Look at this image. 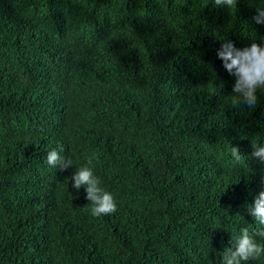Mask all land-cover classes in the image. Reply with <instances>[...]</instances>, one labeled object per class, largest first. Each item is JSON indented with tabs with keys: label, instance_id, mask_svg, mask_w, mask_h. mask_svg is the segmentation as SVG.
<instances>
[{
	"label": "trees",
	"instance_id": "16d2710c",
	"mask_svg": "<svg viewBox=\"0 0 264 264\" xmlns=\"http://www.w3.org/2000/svg\"><path fill=\"white\" fill-rule=\"evenodd\" d=\"M261 6L0 0V264H220L264 191V102H235L216 51L264 43ZM89 160L109 215L72 187Z\"/></svg>",
	"mask_w": 264,
	"mask_h": 264
},
{
	"label": "clouds",
	"instance_id": "9594fccd",
	"mask_svg": "<svg viewBox=\"0 0 264 264\" xmlns=\"http://www.w3.org/2000/svg\"><path fill=\"white\" fill-rule=\"evenodd\" d=\"M211 3L214 8L234 11L238 0H211ZM254 20L257 24H264V6L256 9ZM216 56L233 78L232 98L238 105L251 110L264 102V43L238 48L234 42L225 39L220 43ZM250 142L253 149L251 156L264 164V136L257 135ZM62 151L52 149L48 152L47 163L51 167H72V161L61 156ZM229 156L234 164H240L244 158L236 146L230 147ZM91 163L89 160L72 172V187L77 191L84 190L94 216L109 215L117 209L116 199L112 192L101 187V180ZM246 210L254 223L231 232V246L221 253L220 264H252L264 257V191L254 196L252 202L246 205Z\"/></svg>",
	"mask_w": 264,
	"mask_h": 264
}]
</instances>
